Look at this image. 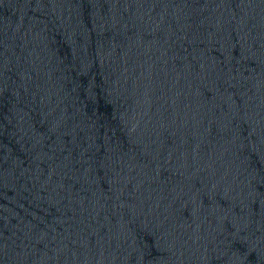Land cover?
Returning a JSON list of instances; mask_svg holds the SVG:
<instances>
[{
    "label": "water",
    "instance_id": "obj_1",
    "mask_svg": "<svg viewBox=\"0 0 264 264\" xmlns=\"http://www.w3.org/2000/svg\"><path fill=\"white\" fill-rule=\"evenodd\" d=\"M0 264H264V0H0Z\"/></svg>",
    "mask_w": 264,
    "mask_h": 264
}]
</instances>
